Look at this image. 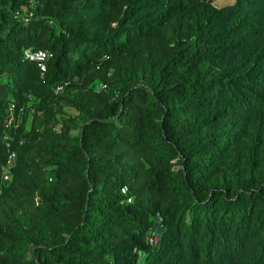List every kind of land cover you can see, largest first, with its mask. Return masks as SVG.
Instances as JSON below:
<instances>
[{
    "label": "trees",
    "instance_id": "16d2710c",
    "mask_svg": "<svg viewBox=\"0 0 264 264\" xmlns=\"http://www.w3.org/2000/svg\"><path fill=\"white\" fill-rule=\"evenodd\" d=\"M0 264H264V0H0Z\"/></svg>",
    "mask_w": 264,
    "mask_h": 264
},
{
    "label": "built area",
    "instance_id": "2783aa9c",
    "mask_svg": "<svg viewBox=\"0 0 264 264\" xmlns=\"http://www.w3.org/2000/svg\"><path fill=\"white\" fill-rule=\"evenodd\" d=\"M27 57L29 58L30 61L36 63L41 71L42 74H45L47 71V62L51 58V52L48 50H38V51H33L29 52L27 54ZM62 87H58L57 92L61 91ZM15 158H16V153L13 152L9 159H8V164L7 167L8 169L14 167L15 164ZM4 180L9 181L10 180V175L9 174H4Z\"/></svg>",
    "mask_w": 264,
    "mask_h": 264
},
{
    "label": "rangeland",
    "instance_id": "374dc122",
    "mask_svg": "<svg viewBox=\"0 0 264 264\" xmlns=\"http://www.w3.org/2000/svg\"><path fill=\"white\" fill-rule=\"evenodd\" d=\"M231 1L233 2L234 0H216V4L220 6V5L226 4L227 2H231ZM156 239L157 238L153 239L154 243L156 242Z\"/></svg>",
    "mask_w": 264,
    "mask_h": 264
}]
</instances>
